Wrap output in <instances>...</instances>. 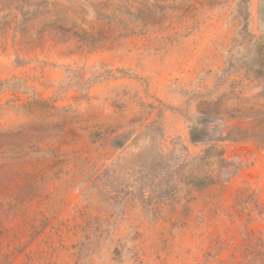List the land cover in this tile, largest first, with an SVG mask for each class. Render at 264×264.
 Wrapping results in <instances>:
<instances>
[{
    "label": "rangeland",
    "instance_id": "374dc122",
    "mask_svg": "<svg viewBox=\"0 0 264 264\" xmlns=\"http://www.w3.org/2000/svg\"><path fill=\"white\" fill-rule=\"evenodd\" d=\"M82 242L264 264V0H0V264Z\"/></svg>",
    "mask_w": 264,
    "mask_h": 264
},
{
    "label": "trees",
    "instance_id": "16d2710c",
    "mask_svg": "<svg viewBox=\"0 0 264 264\" xmlns=\"http://www.w3.org/2000/svg\"><path fill=\"white\" fill-rule=\"evenodd\" d=\"M224 138L226 137L221 135H212L211 130L205 124H202L201 121L193 124L190 128V139L193 143L204 142L206 140L219 141L223 140ZM223 154L224 151L222 149L220 150L218 145L212 144L206 149L205 154L200 157V160H203L205 158H215L218 155L223 156ZM235 174L236 170L231 175L234 176ZM204 182L205 178H198V184H203ZM83 244L84 242L80 243V246H76L77 250L75 252V264H92L90 256L87 254V252L84 251Z\"/></svg>",
    "mask_w": 264,
    "mask_h": 264
}]
</instances>
